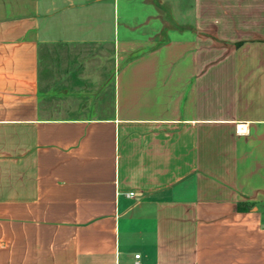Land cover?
Instances as JSON below:
<instances>
[{"label":"crops","instance_id":"1","mask_svg":"<svg viewBox=\"0 0 264 264\" xmlns=\"http://www.w3.org/2000/svg\"><path fill=\"white\" fill-rule=\"evenodd\" d=\"M0 264H264V0H0Z\"/></svg>","mask_w":264,"mask_h":264},{"label":"rangeland","instance_id":"2","mask_svg":"<svg viewBox=\"0 0 264 264\" xmlns=\"http://www.w3.org/2000/svg\"><path fill=\"white\" fill-rule=\"evenodd\" d=\"M44 51L41 70L43 86L45 82L47 84L52 83L60 77L55 74L58 73L59 69L65 72L67 68H76L79 70L78 72L86 71L87 77L85 79L87 80L85 81L88 84L95 83L98 84L99 88H103L112 81L118 68L116 53L110 44L104 46L75 45L72 47L63 45L48 47ZM62 78L63 85L73 87L79 85L77 81L67 83V75H63ZM85 81H82V84H85Z\"/></svg>","mask_w":264,"mask_h":264},{"label":"built area","instance_id":"3","mask_svg":"<svg viewBox=\"0 0 264 264\" xmlns=\"http://www.w3.org/2000/svg\"><path fill=\"white\" fill-rule=\"evenodd\" d=\"M134 193L131 192L130 195H133ZM140 257V254H136V258H139Z\"/></svg>","mask_w":264,"mask_h":264}]
</instances>
